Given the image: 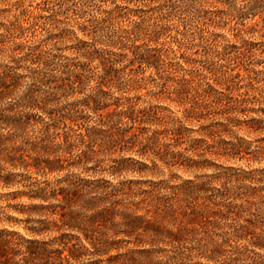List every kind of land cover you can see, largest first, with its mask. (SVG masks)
<instances>
[{"label": "clouds", "instance_id": "9594fccd", "mask_svg": "<svg viewBox=\"0 0 264 264\" xmlns=\"http://www.w3.org/2000/svg\"><path fill=\"white\" fill-rule=\"evenodd\" d=\"M0 264H264V0H0Z\"/></svg>", "mask_w": 264, "mask_h": 264}]
</instances>
